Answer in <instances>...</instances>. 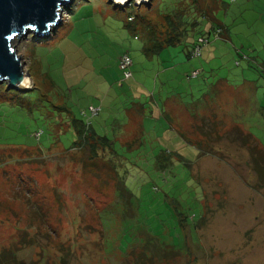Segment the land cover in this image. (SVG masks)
<instances>
[{
  "label": "rangeland",
  "instance_id": "1",
  "mask_svg": "<svg viewBox=\"0 0 264 264\" xmlns=\"http://www.w3.org/2000/svg\"><path fill=\"white\" fill-rule=\"evenodd\" d=\"M151 4L148 12L73 0L49 38L14 42L32 83L18 91L0 82V253L11 249L25 264H264V176L255 162L264 113L220 102L229 95L211 89L221 77L233 86L258 79L254 95L264 102V0ZM177 12L179 44L153 51ZM129 16L145 20L142 31L127 28ZM218 23L226 34L215 39ZM203 35L202 56L188 58ZM215 105L229 118L214 115ZM90 106L101 111L92 116ZM184 116L194 132L165 136ZM75 120L97 129L96 150L90 133L79 143Z\"/></svg>",
  "mask_w": 264,
  "mask_h": 264
},
{
  "label": "water",
  "instance_id": "2",
  "mask_svg": "<svg viewBox=\"0 0 264 264\" xmlns=\"http://www.w3.org/2000/svg\"><path fill=\"white\" fill-rule=\"evenodd\" d=\"M73 0H0V82L9 89L31 90L32 78L14 42L30 33L49 38L62 24V12ZM125 8L134 2L150 6L151 0H109Z\"/></svg>",
  "mask_w": 264,
  "mask_h": 264
},
{
  "label": "crops",
  "instance_id": "3",
  "mask_svg": "<svg viewBox=\"0 0 264 264\" xmlns=\"http://www.w3.org/2000/svg\"><path fill=\"white\" fill-rule=\"evenodd\" d=\"M220 26V27H219ZM214 28H222V33L220 34V36H219V38H221V36L223 35V34H226V29L223 27V25H221V24H213L212 25V28H211V31L214 29ZM71 33H72V31L67 35V38L66 39H70L71 38ZM224 38H222V39H224V40H226V39H228V37H226V35H224L223 36ZM218 38V39H219ZM189 54V53H188ZM188 58H189V56H188ZM249 58V57H248ZM204 64H207V65H210V63H211V61H207L206 63L205 62H203ZM211 66V65H210ZM205 72V71H204ZM211 75H213V73L211 74ZM252 78H253V76H252ZM204 80H205V82H207L206 81V79L204 78ZM247 80V79H246ZM247 81H250V85H247L246 83H236L234 86H233V84L227 79V78H225V77H221V78H219L218 80H216L215 82H214V84L211 86V89L213 88V86L216 88V90L218 89V92L220 91V89L221 90H223V91H225L228 95H229V97H227V98H221L220 99V102H222L223 101V99L225 100V99H229L230 100V102L233 100V99H235V100H238V101H240L241 102V104L243 105V103L242 102H244V108H246V105L245 104H247V105H249V106H251V113L252 114H255L256 113V111H257V114H261V112L263 111V113H264V105L262 104V103H264V102H261L260 101V99H256L255 98V96L256 95H254V91H255V88L256 89H259V84H257V82H258V79L256 80V82L255 81H253L252 82V80H247ZM209 82H210V80H209ZM254 83V84H253ZM249 86V87H246V86ZM221 87V88H220ZM220 88V89H219ZM249 88V89H248ZM210 89V90H211ZM250 90V91H249ZM254 90V91H253ZM244 91V92H243ZM247 91H249V92H247ZM216 95H217V93L215 94V97H216ZM223 95V94H222ZM207 97H206V95L203 97V99H204V101H205V99H206ZM216 99H217V101H218V97H216ZM243 100V101H242ZM225 103H227V104H229V102H227V100H225ZM135 105H134V107H136L137 108V111L139 110V112L140 113H142V111H144L145 110V105L142 103V102H140V103H134ZM168 105V109H169V111L171 112L170 113V115L172 116V118L173 117H177L178 115L177 114H174L173 113V111H174V105L172 104H167ZM179 106V105H178ZM177 106V107H178ZM255 107V108H254ZM213 108L215 109L214 110V115H217L221 120H224V119H227V118H229L228 117V115L226 114V113H224V110H222V108L220 107V106H217V105H215V106H213ZM132 110V109H131ZM100 111H101V108H100ZM168 115V114H167ZM170 115H168V117H171ZM264 115V114H263ZM205 118H206V116L204 117V118H202L203 119V123H204V120H205ZM180 119H181V122L179 123V124H177V123H173V124H171L170 123V127H168L167 128V130H166V134H165V136H169V137H171L172 139L174 138V137H177V134H181V133H183V134H185L186 135V133H188V134H192L193 132H194V130H192V126H191V122L189 123V122H187V120L189 119V117H186V116H184V117H180ZM184 120H186V122L187 123H185V121ZM232 120V119H231ZM226 125L229 127L230 126V124L229 123H226ZM232 126H236L235 128H234V131H236V129L237 128H240V126L238 125V124H236V123H232ZM91 127H92V129L96 132L97 131V129L96 128H94L93 127V124H91ZM198 127V130H196V131H198V132H200L201 131V126L199 125V126H197ZM240 129H242V128H240ZM243 130V129H242ZM244 131V130H243ZM198 135H200L199 133H198ZM181 136V135H180ZM188 136V135H187ZM186 137V136H185ZM185 137H183V136H181V138H185ZM201 137V136H200ZM199 137V138H200ZM179 138L180 137H178V141L176 142L177 143V147H178V149L179 148H182L183 147V149H184V147L186 146V144H185V142H184V140H182V141H180L179 140ZM176 143H173V147H176Z\"/></svg>",
  "mask_w": 264,
  "mask_h": 264
},
{
  "label": "trees",
  "instance_id": "4",
  "mask_svg": "<svg viewBox=\"0 0 264 264\" xmlns=\"http://www.w3.org/2000/svg\"><path fill=\"white\" fill-rule=\"evenodd\" d=\"M131 4L134 5L133 2ZM142 8L146 9V11L149 12V11H152L154 7H153V4H151V7L142 6L141 8L139 7V10ZM180 14H181V12L180 13L177 12L176 15H167L165 17V21L167 22V27L170 30L168 32V34L170 32H171V34L168 36L167 40H165L163 42L161 40H159L158 37L153 38V41H154V45L152 47L153 51L160 52L162 49H164L166 47L176 46L179 44L181 37L184 34V26H183L180 18L177 21V20H174V17L178 18L179 16H181ZM129 17L130 18L127 19L128 20L127 21V23H128L127 28L132 32L142 31L140 29H141L142 25L145 23V20H143V18H141V16L140 17L137 16L136 18H133V19H132V16H129ZM218 30L220 31V33L218 35V37H219L220 34L222 33L221 28H214L212 31L214 33V32H217ZM212 31L210 30V32H212ZM213 35L216 39L215 34H213ZM207 37H209V36H207ZM209 39H210V37H209ZM202 52H203V50H202ZM201 56H202V53L199 57H201ZM199 57H197V58H199ZM189 58H192L190 55V51H189ZM195 71H198V70H194L193 72H195ZM198 76H199V74L196 77H198ZM191 77L193 78L192 75H191ZM196 77H194V78H196ZM74 125H75V131L79 136V143H82V141L84 142L90 136V135H88L90 133L91 136L93 137L92 141H94V145H93L94 149H92V150H96L99 147V141H101L102 139L97 137V135H96L97 133L92 129L91 125L87 124L85 121L83 122L80 120H75ZM236 132L240 133L242 135V137L245 139V141L248 139L249 140L251 139V135L249 133H246L245 131H243L240 128H237ZM255 148H256V146L254 147V149ZM258 153H259L260 157H262V162H257V159H256V161H255L256 162V170L259 171V174L261 175V177H263L264 176V172H263V170H264V150L261 148L260 151H258ZM0 264H25V263H24V261L17 260L15 255L11 251V249L10 250L9 249H3L0 253Z\"/></svg>",
  "mask_w": 264,
  "mask_h": 264
},
{
  "label": "built area",
  "instance_id": "5",
  "mask_svg": "<svg viewBox=\"0 0 264 264\" xmlns=\"http://www.w3.org/2000/svg\"><path fill=\"white\" fill-rule=\"evenodd\" d=\"M220 31L218 30L215 32V36H218ZM210 42L209 37L201 36L199 37L196 42L194 43L190 55L192 58H197L201 55L202 50L205 46H207ZM131 66H132V60L128 55H124L121 60H120V69L123 71L124 74V79L132 77V72H131ZM198 75V71H195L192 73L193 77H196ZM100 108H95L93 106L89 107V111L92 113V116H95L98 114Z\"/></svg>",
  "mask_w": 264,
  "mask_h": 264
}]
</instances>
